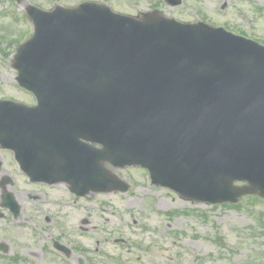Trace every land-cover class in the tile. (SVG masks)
Listing matches in <instances>:
<instances>
[{
	"label": "water",
	"instance_id": "water-1",
	"mask_svg": "<svg viewBox=\"0 0 264 264\" xmlns=\"http://www.w3.org/2000/svg\"><path fill=\"white\" fill-rule=\"evenodd\" d=\"M27 11L35 31L13 66L37 105L0 101V137L23 149L33 131L35 179L66 181L78 196L126 191L107 161L144 167L196 201L264 197V45L95 2Z\"/></svg>",
	"mask_w": 264,
	"mask_h": 264
},
{
	"label": "rangeland",
	"instance_id": "rangeland-1",
	"mask_svg": "<svg viewBox=\"0 0 264 264\" xmlns=\"http://www.w3.org/2000/svg\"><path fill=\"white\" fill-rule=\"evenodd\" d=\"M84 1L134 16L157 10L182 21L205 20L264 44V0H182L176 6L164 0H0V99L34 101L12 65L18 44L33 31L26 7L50 10ZM106 167L129 184L127 191L79 197L67 183L46 190L47 197L66 200V246L79 249L66 264L81 256L93 264H264V198L193 201L152 184L140 167Z\"/></svg>",
	"mask_w": 264,
	"mask_h": 264
},
{
	"label": "flooded vegetation",
	"instance_id": "flooded-vegetation-1",
	"mask_svg": "<svg viewBox=\"0 0 264 264\" xmlns=\"http://www.w3.org/2000/svg\"><path fill=\"white\" fill-rule=\"evenodd\" d=\"M55 186L66 189L31 180L0 145V264H66V200L46 195Z\"/></svg>",
	"mask_w": 264,
	"mask_h": 264
}]
</instances>
